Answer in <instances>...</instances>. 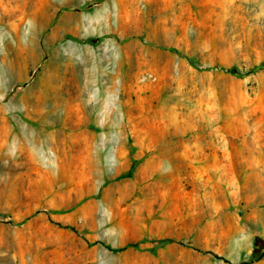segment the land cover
Instances as JSON below:
<instances>
[{"label": "rangeland", "instance_id": "obj_1", "mask_svg": "<svg viewBox=\"0 0 264 264\" xmlns=\"http://www.w3.org/2000/svg\"><path fill=\"white\" fill-rule=\"evenodd\" d=\"M263 64L264 0H0V264H264Z\"/></svg>", "mask_w": 264, "mask_h": 264}, {"label": "bare ground", "instance_id": "obj_2", "mask_svg": "<svg viewBox=\"0 0 264 264\" xmlns=\"http://www.w3.org/2000/svg\"><path fill=\"white\" fill-rule=\"evenodd\" d=\"M104 96H106V93L104 94ZM91 107V106H90ZM89 107V108H90ZM98 111H102V105L99 107V108H97V107H93L92 109H90V115H91V117L94 119V116H93V114L95 113V112H98ZM104 113H106V110L104 111ZM96 119V118H95ZM95 119H94V123H95ZM68 122L69 121H66L63 125H62V129H64V128H66L67 126H68ZM96 124V123H95ZM45 124H43V126H42V128L43 127H45L44 126ZM51 129H54V127L53 126H51ZM61 129V130H62ZM28 134L29 135H42L41 134V131H37L36 129H34V128H30L29 130H28ZM46 142H47V140H46V138H43V137H41V136H39L38 138H33L32 137V139H30V141H29V153L32 155V156H34L36 159H38L37 161H38V163L40 162L41 164L43 163V165H45L46 164V162L48 161V155H47V150H46ZM55 159H56V161H55V165L56 166H58L59 165V159H60V157L58 158V156L57 155H55Z\"/></svg>", "mask_w": 264, "mask_h": 264}, {"label": "trees", "instance_id": "obj_3", "mask_svg": "<svg viewBox=\"0 0 264 264\" xmlns=\"http://www.w3.org/2000/svg\"><path fill=\"white\" fill-rule=\"evenodd\" d=\"M259 69H264V64L261 65V66L259 67ZM228 73H230V72H228ZM234 76H237V75H234ZM57 226H59L60 228H63V229H69L68 227H61L60 225H57ZM161 243L183 245L182 243H177V242H174V241H172V240L161 241ZM93 245H100V246H102L104 249H106V250H108V251H111V249H109L108 247H106L105 245H103V244H101V243H94ZM136 246H137V245H129L128 247H129V248H134V247H136ZM128 247H127V248H128ZM206 254H207L208 256H210L211 258L215 259V260H218V261H221V262H224V263L228 264V262H227L224 258H221V257H219V256H217V255H215V254H213V253H206Z\"/></svg>", "mask_w": 264, "mask_h": 264}]
</instances>
